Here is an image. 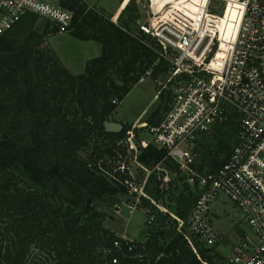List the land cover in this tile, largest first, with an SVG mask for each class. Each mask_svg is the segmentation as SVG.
I'll list each match as a JSON object with an SVG mask.
<instances>
[{
    "label": "trees",
    "instance_id": "16d2710c",
    "mask_svg": "<svg viewBox=\"0 0 264 264\" xmlns=\"http://www.w3.org/2000/svg\"><path fill=\"white\" fill-rule=\"evenodd\" d=\"M58 1L73 13L74 37L97 41L102 52L74 76L50 47H42L48 32L0 38V115L5 121L0 132V264H27L32 248L45 252L51 264H212L216 247L202 250L196 242L197 256L169 215H158V228L143 242H131L103 226V215L93 203L117 190L101 169L110 172L109 160L115 164L125 152L119 142L127 131L108 132L105 125L146 72L152 69L157 76L168 69L155 52L161 49L156 40L133 33L139 19L135 0H121L117 23L88 10L81 0ZM150 2L155 13L168 5L193 3ZM168 16L171 11H164L154 24L162 28ZM86 19L98 26L92 38L79 34L78 23ZM216 32L222 45L232 37L225 27ZM160 96L164 102V94ZM169 109L165 103L163 110ZM161 120L153 114L147 124L158 127ZM51 152H60L63 161H49ZM165 155L148 146L139 159L151 168ZM212 160L211 172L225 161Z\"/></svg>",
    "mask_w": 264,
    "mask_h": 264
},
{
    "label": "built area",
    "instance_id": "2783aa9c",
    "mask_svg": "<svg viewBox=\"0 0 264 264\" xmlns=\"http://www.w3.org/2000/svg\"><path fill=\"white\" fill-rule=\"evenodd\" d=\"M239 1L242 17L224 45L221 36L204 23H191L181 32L186 40L182 49L174 22L171 31L166 28L165 36L158 35L165 50L168 45L181 54L171 62L172 107L163 122L150 131L155 145L167 151L187 183L199 190L187 222L173 217L178 233L193 252L198 256L184 229L206 249L216 247L219 236L211 215L213 205L223 196L240 213L250 232L221 264H264V0ZM27 17L44 20L59 34L73 31V13L57 0H0V38ZM142 31L150 34L146 28ZM150 76L148 71L138 82L144 83ZM233 124L237 126L235 146L219 168L202 174L196 169L198 154L183 146L200 142L215 127ZM128 143L127 148L134 149L133 142ZM118 169L121 174L129 172L125 165ZM130 192L138 193L136 188ZM140 200L128 207L130 212ZM155 222V215H150L148 224Z\"/></svg>",
    "mask_w": 264,
    "mask_h": 264
},
{
    "label": "rangeland",
    "instance_id": "374dc122",
    "mask_svg": "<svg viewBox=\"0 0 264 264\" xmlns=\"http://www.w3.org/2000/svg\"><path fill=\"white\" fill-rule=\"evenodd\" d=\"M117 1L121 4V0ZM102 2H106L108 7H111L113 0H81V3L88 10L96 12L106 20L110 19L112 22L117 23L121 13L115 14L112 18L100 7ZM191 2L193 3H190L189 6L181 4L178 6L168 5L160 13H155L151 8L150 0H135L139 11V19L132 26L133 33L138 34V32H143L142 28H146L150 31L148 36L156 40V42L158 39L159 43H157L161 49H157L155 52L164 59V65L168 70L157 76L153 75L152 69L149 70L151 76L144 83L138 82L134 86L130 94L106 123L105 128L108 132L118 133L121 130H127L124 138L119 142L125 152L118 155L115 164L111 159L109 160L112 166L110 172H102L103 176L106 174L109 184L117 190L116 194L101 196L93 203L94 208L103 215V226L131 242L145 241L147 236L158 228L157 219L159 214L169 215L173 220H175L173 218L175 217L187 222L198 199L199 190L197 187H191L187 183L185 175L168 157L167 151L155 145V137L150 131L151 126L147 124V120L153 114H156V120L159 118L164 120L165 115L170 110H163L165 103L168 104L169 108L172 107L169 91V78L172 70L171 62L179 58L181 54L179 49L170 47L167 44H165L167 45L165 50L162 45L163 41L158 38V35L165 36L168 32L166 28L171 31L170 25L174 22L175 25L173 26L179 32V37L177 38H179V45L182 49L186 40L181 32L188 30L191 23L196 26L199 23H204L213 32L223 27L231 30L236 22L241 3L239 0H191ZM122 10L121 7V12ZM168 10L171 11L172 17L168 16V19L166 17L163 19L162 28L155 25V19ZM127 18L128 15H126L125 20ZM78 25L82 28L79 34L84 38H92L98 29V26L93 21L87 19L85 22L80 21ZM28 31L38 34L48 32L49 35L45 36L42 47H50L51 50L62 55L64 59L71 63H77L81 56L91 59L94 57L92 47L85 45V43L76 40L65 41L66 38L73 35L74 32L76 33V31L70 34L54 33L55 30L50 28L49 23L39 18L32 17V19L28 18L22 21L13 30L12 34H7L5 38L21 39ZM222 38H226L224 34ZM165 91L166 93H164ZM161 93L164 94V102H160ZM143 111H145L144 114L140 116ZM139 116L140 118H138ZM162 120L161 122H163ZM4 125V118L0 115V132L3 130ZM236 137L237 128L235 125L219 126L213 128L210 134L205 136L200 142L183 147L193 149L198 154L196 169L202 174L209 173L213 170L212 159H226L228 153L236 144ZM128 141L133 142L134 149L127 148L126 143L129 144ZM148 146H153L158 151L164 150L166 152L165 159H162L163 161L151 168L144 166L139 159L144 149ZM78 154L82 161L86 159L83 151L78 152ZM48 158L49 161H63L60 152H51ZM90 164L92 163L90 162ZM121 165H125L131 175L129 172L121 174L118 171V167ZM108 173L110 174L109 177ZM123 178L125 180L122 183ZM165 178L166 181H164ZM63 186L65 189L67 188L65 184ZM122 187H124L125 192L121 191L120 188ZM134 188L137 189L138 193L132 192L133 194H130V191ZM139 198L141 200L136 210L130 212L128 207L136 204ZM146 200L152 203L150 205L146 204ZM151 206L155 207V209L152 210ZM158 207L165 211H161ZM118 211L119 213H117ZM150 215L156 216L157 223L155 225L151 226L148 224ZM211 218L214 230L219 236L216 252L213 253L215 256H212V264H221L225 257L250 231L242 221L240 213L223 196L219 197L218 201L213 205ZM184 233L198 251L197 239L186 229H184ZM197 243L202 250L205 249L202 244ZM27 264H51V262L45 252L32 248Z\"/></svg>",
    "mask_w": 264,
    "mask_h": 264
},
{
    "label": "crops",
    "instance_id": "0c3cea01",
    "mask_svg": "<svg viewBox=\"0 0 264 264\" xmlns=\"http://www.w3.org/2000/svg\"><path fill=\"white\" fill-rule=\"evenodd\" d=\"M120 6H121V4L119 3V1L113 0L111 7H108L106 2L105 3L102 2L100 7L102 8L103 11L108 13L113 18L115 16V14L121 13V7ZM71 40L80 41V42L85 43V45H88V46L92 47V50L94 52V57L92 59H95V58H97V57H99L101 55L102 47L97 41H95V40H81V39H78V38L74 37L73 35H70V37L66 38L65 41H71ZM85 51H86V49H85ZM52 52L55 54V56L59 60L60 64L66 70H68L69 73H71L74 76H78V75L83 74L86 64L90 60H92L91 58H88V57H85V56H81V58L78 60L77 63H71L70 61H67L66 59H64V57L62 55H59V54L55 53L53 50H52ZM144 112L145 111H143L140 114V116H142L144 114ZM140 116L138 118H140ZM123 238H125V237H123Z\"/></svg>",
    "mask_w": 264,
    "mask_h": 264
},
{
    "label": "bare ground",
    "instance_id": "6f19581e",
    "mask_svg": "<svg viewBox=\"0 0 264 264\" xmlns=\"http://www.w3.org/2000/svg\"><path fill=\"white\" fill-rule=\"evenodd\" d=\"M241 17H242V10H241V5H240V9H239L238 16H237L236 22L234 24V27L231 30H229V32L232 34V36L235 34V32L237 30V26H238V23H239Z\"/></svg>",
    "mask_w": 264,
    "mask_h": 264
},
{
    "label": "snow or ice",
    "instance_id": "6c2138e0",
    "mask_svg": "<svg viewBox=\"0 0 264 264\" xmlns=\"http://www.w3.org/2000/svg\"><path fill=\"white\" fill-rule=\"evenodd\" d=\"M127 2V0H125V3Z\"/></svg>",
    "mask_w": 264,
    "mask_h": 264
}]
</instances>
